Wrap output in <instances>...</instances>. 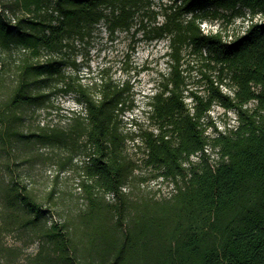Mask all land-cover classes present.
Instances as JSON below:
<instances>
[{"label": "trees", "instance_id": "1", "mask_svg": "<svg viewBox=\"0 0 264 264\" xmlns=\"http://www.w3.org/2000/svg\"><path fill=\"white\" fill-rule=\"evenodd\" d=\"M155 3L0 0V49L13 59L0 68V251L12 262L18 247L3 243L11 232L39 242L22 264H264V0ZM160 14L147 28L144 18ZM247 14L245 30L226 35L223 21ZM139 18L144 32L168 38L171 62L144 109L148 125L125 131L136 105L129 83L85 84L65 66L72 44L102 21L129 30ZM204 20L221 22L205 31ZM56 92L75 93L81 108L64 124L25 129ZM215 106L237 124L220 128ZM136 139L153 177L173 180L169 197L126 190L148 181L127 153ZM41 160L79 175L85 207L76 215L54 217L61 192L36 184Z\"/></svg>", "mask_w": 264, "mask_h": 264}, {"label": "rangeland", "instance_id": "2", "mask_svg": "<svg viewBox=\"0 0 264 264\" xmlns=\"http://www.w3.org/2000/svg\"><path fill=\"white\" fill-rule=\"evenodd\" d=\"M169 3L171 0H161ZM160 0H156L153 5L159 8ZM141 18V17H140ZM140 18L129 30L118 29L111 31L102 21L96 26L92 34L85 39L77 40L68 51L70 63L65 66L67 73L76 79H80L85 84H94L102 78H112L118 82H127L131 86V96L136 104L134 108L125 112V131L138 130L140 126L148 125L147 113L144 111L148 107L149 96L155 92L163 83V79L170 70L169 40L166 37H153L152 33L144 32L139 24ZM142 19V18H141ZM164 17L160 14L157 19L151 15L143 20L147 28L151 25L159 24ZM249 14L246 17H236L223 21L226 35H236L242 33L249 23ZM255 20L262 21L263 18L257 15ZM221 21L204 20L202 27L205 31H216ZM13 67V59L6 51L0 49V68ZM8 80L11 74L6 75ZM187 100H190L189 98ZM49 107L37 108L31 117L27 118L25 129L35 127L38 123H65L67 117L73 110L81 108L76 99L75 93L56 92L51 96ZM67 115V116H66ZM211 115L220 128L225 124H237L234 111L224 113V109L215 106ZM211 132V128L208 130ZM135 143H140L138 139L127 142V153L138 161L140 168L138 173L146 175L148 181L141 184V190L137 186H126V190L133 191L134 197H140L146 193L155 197H169L175 187L172 179L162 177L154 178L155 172L149 169L145 163V150L137 147ZM49 148H43L47 151ZM214 157L216 158V152ZM79 158V156H78ZM196 158V157H194ZM76 160V159H75ZM53 161V160H52ZM52 161H40L35 164L33 170L36 184L42 189L57 183L61 192V203L59 212L55 213V218L66 214L76 215L80 209L85 207V200L82 196V189L79 185L80 177L72 169L59 170ZM3 243L17 246L14 253L19 254L15 262L13 257H7L8 250L3 248L0 251V264H22L28 262L36 253L38 240L32 241L30 238L18 239L16 234L10 233L5 236Z\"/></svg>", "mask_w": 264, "mask_h": 264}, {"label": "built area", "instance_id": "3", "mask_svg": "<svg viewBox=\"0 0 264 264\" xmlns=\"http://www.w3.org/2000/svg\"><path fill=\"white\" fill-rule=\"evenodd\" d=\"M208 153H212V148L210 146H206V149H205ZM213 157H214V153L212 154ZM216 157H217V154H216Z\"/></svg>", "mask_w": 264, "mask_h": 264}]
</instances>
